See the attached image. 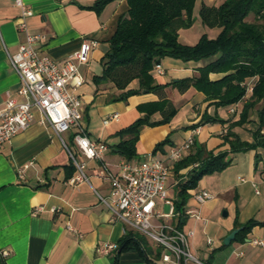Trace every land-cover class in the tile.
<instances>
[{"label":"crops","instance_id":"0c3cea01","mask_svg":"<svg viewBox=\"0 0 264 264\" xmlns=\"http://www.w3.org/2000/svg\"><path fill=\"white\" fill-rule=\"evenodd\" d=\"M23 1L31 11L26 16V27L30 33L43 35L36 46L56 62L65 59L83 38L97 41L89 51L87 61L77 65L84 82L76 92L81 98L80 122L86 135L93 140H102L107 151L98 159L85 158L75 149L71 130L63 132L67 146L75 150L76 160L85 164L83 173L87 178L69 183L68 177L74 173L65 175L70 155L48 124L40 121L38 110H34L27 128L0 145V264H153L144 259L134 245L117 250L118 239L129 228L119 219L112 218L109 208L99 201L98 194L110 198L113 190L111 182L96 175L94 170L103 165L113 173L119 171L124 158L110 147L120 139L115 132L141 114L137 110L138 103L167 98L176 106L177 112L169 122L141 127L135 142L137 156L132 160L150 153L154 143L169 133L172 143L157 150L154 153L157 156L165 157L171 146L178 145L191 134L193 141L207 150L227 149L229 145L222 142L221 134L228 123L198 124L196 132H192V128H183L196 122L202 111L211 113L214 110L212 104L207 105L204 93L191 85L177 90L167 84L154 91L142 90L121 96L123 89L115 87L114 82L92 79L102 71L101 58L108 49V37L115 29L117 17L127 10L126 0H110L99 13L79 5H89L95 0ZM220 2L194 0L193 20L196 16L203 24L198 17L201 5L217 6ZM19 17V8L13 0H0V106L5 95H15L18 87L17 73L10 66L6 51L13 52L23 38L24 33L16 27ZM203 26L202 32L210 37L216 35L218 26ZM188 28L177 29L178 39L183 43H193L200 36L199 32L197 35L188 33ZM208 59L183 61L164 56L158 61L162 73L151 71V74L158 83L193 77L197 67ZM209 75L212 78L220 76L218 73ZM252 81L253 76L248 79V85ZM137 86V79H133L124 89ZM247 88V94L235 103L218 107L215 110L217 115L231 121L238 119L239 110L250 92L249 86ZM260 103L258 101L248 110L245 122L231 127L240 139L252 141V132L258 123L256 109ZM114 112L118 113L116 118L102 121ZM159 118L157 110L148 117L151 121ZM261 131L264 133V126ZM255 153L259 157L257 162ZM225 158L230 159L229 165L203 175L195 186L194 190L206 189L212 196L200 204L191 197L187 200L186 206L194 209L182 229L193 231L187 237L190 251L208 264H264V244L250 241L252 238L264 240V225L252 226L243 240H237L233 235L227 244L222 242L230 230L239 227L235 221L240 223L250 217L264 220V146L227 152ZM29 160L31 163L22 178L17 177L18 165ZM173 178L171 174L169 184ZM144 239L153 251L147 258H154L155 264H161L159 248L146 237ZM108 242H114L116 248L101 252L99 246ZM155 250L159 251L157 257L154 256Z\"/></svg>","mask_w":264,"mask_h":264},{"label":"trees","instance_id":"16d2710c","mask_svg":"<svg viewBox=\"0 0 264 264\" xmlns=\"http://www.w3.org/2000/svg\"><path fill=\"white\" fill-rule=\"evenodd\" d=\"M110 0H95L92 4L81 7L100 12L105 3ZM194 0H126V9L116 19L115 29L108 37V49L101 58L102 71L94 75V81L110 80L115 87L123 89L121 96L144 91H154L163 85L171 84L177 90H183L189 85L204 93L207 105L214 107L211 113L202 111L200 118L183 128H193L207 122L227 121V128L221 134L222 142L229 145L227 149L207 150L203 145L192 141L190 150L172 163L170 168L175 181L172 187L174 205V224L182 228L188 215L184 212L188 198L196 188L203 175L218 171L229 165L230 159L225 158L227 152L246 150L264 146V0H221L217 6L201 5L198 17L203 24L218 26L216 35L208 36L201 32L193 43H183L178 39L177 29L189 27L193 23ZM169 56L180 60H199L209 58L207 62L196 69L193 77H182L168 83H158L152 77L153 63L159 58ZM209 73L220 76L212 78ZM254 81L248 85V79ZM133 79H137L136 88H126ZM250 92L239 110L238 119L231 121L219 117L215 110L228 106ZM261 101L256 109L258 123L253 130L252 141L240 139L231 127L247 120L248 110ZM137 110L141 112L126 126L119 128L115 134L120 137L110 149L120 154L124 159L137 156L135 142L139 131L145 125H156L170 121L177 112L167 98L138 103ZM159 111L160 118L156 121L148 119L149 115ZM170 133L152 146V153L161 150L164 144H171ZM256 162L258 155L255 153ZM65 175L69 176L76 170L71 160L65 165ZM264 169V166H263ZM241 228L235 233L237 240H243L252 226L264 225V220L253 217L243 222H236ZM145 237L131 229L125 230V235L118 239L117 250L138 247L144 259L152 262L148 254L152 248L146 244ZM155 250L154 256H158Z\"/></svg>","mask_w":264,"mask_h":264},{"label":"built area","instance_id":"2783aa9c","mask_svg":"<svg viewBox=\"0 0 264 264\" xmlns=\"http://www.w3.org/2000/svg\"><path fill=\"white\" fill-rule=\"evenodd\" d=\"M13 1L20 13L16 27L24 34L13 52L6 51L10 66L17 73L18 87L15 95H5L6 98L0 106V145L27 128L34 116V110H38L41 114L40 121L47 123L52 129L76 167L74 173L68 177V182L74 184L86 180L83 173L85 164L76 160L75 150L67 146L62 133L71 130L73 145L85 158L98 159L107 151V145L102 140H93L86 135L80 122L81 98L76 92L84 82L77 65L87 61L89 51L97 41L83 38L79 46L58 63L36 46L43 35L30 33L26 27L25 20L27 14H31L30 9L23 0ZM153 64L152 72L161 74V64ZM117 114L114 112L102 121L116 118ZM191 131L196 132L197 126ZM193 139L191 134L178 145L171 146L165 157L150 152L139 160L124 159L117 173L109 171L103 165L94 170L96 175L111 182L113 195L110 198L98 194L99 201L109 208L111 217L119 219L127 228L141 233L155 244L160 250L159 258L168 264H208L190 251L187 237L191 236L193 231L175 226L173 195L167 191V187L175 181L174 179L168 183L172 163L187 153ZM30 163L29 160L18 165L17 177L22 178ZM211 194L206 189H199L193 190L190 197L200 204L210 198ZM165 205L168 209L162 211ZM193 209L186 206L184 212L188 215ZM250 241L264 244L263 239L252 238ZM113 248H116L114 242L99 246V250L104 253Z\"/></svg>","mask_w":264,"mask_h":264},{"label":"rangeland","instance_id":"374dc122","mask_svg":"<svg viewBox=\"0 0 264 264\" xmlns=\"http://www.w3.org/2000/svg\"><path fill=\"white\" fill-rule=\"evenodd\" d=\"M188 28V27H187ZM203 28H204V26H203V24H201V22L199 21V20H197V17L195 16L194 17V23L193 24H191L190 26H189V28L187 29V32L188 33H194L195 35H197V33L199 32V34L203 31ZM191 38V37H190ZM192 43V42H191ZM166 136V135H165ZM164 136V137H165ZM174 177V176H173ZM174 179V178H173ZM172 180V179H171ZM170 182H172V181H170ZM168 189H167V191H168V193L169 194H171V195H174V193H175V189L172 187V186H168L167 187ZM168 209V206L167 205H165L164 207H163V209H162V211H166ZM161 264H166V263H164V262H161Z\"/></svg>","mask_w":264,"mask_h":264},{"label":"water","instance_id":"95a60500","mask_svg":"<svg viewBox=\"0 0 264 264\" xmlns=\"http://www.w3.org/2000/svg\"><path fill=\"white\" fill-rule=\"evenodd\" d=\"M241 227H235L233 228L232 230H230V232L225 235L223 238H222V242H224L225 244H227L229 242V240H231V238L233 237V235H235V233L240 229Z\"/></svg>","mask_w":264,"mask_h":264}]
</instances>
